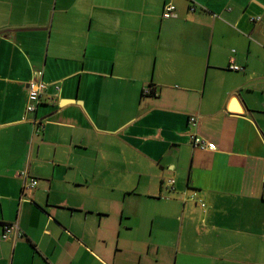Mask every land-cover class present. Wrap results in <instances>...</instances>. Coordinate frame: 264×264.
I'll return each instance as SVG.
<instances>
[{
	"label": "crops",
	"instance_id": "crops-1",
	"mask_svg": "<svg viewBox=\"0 0 264 264\" xmlns=\"http://www.w3.org/2000/svg\"><path fill=\"white\" fill-rule=\"evenodd\" d=\"M9 224L0 264H264V0H0Z\"/></svg>",
	"mask_w": 264,
	"mask_h": 264
},
{
	"label": "built area",
	"instance_id": "built-area-1",
	"mask_svg": "<svg viewBox=\"0 0 264 264\" xmlns=\"http://www.w3.org/2000/svg\"><path fill=\"white\" fill-rule=\"evenodd\" d=\"M175 11V6L172 4H167L163 8V13H162V18L168 19L173 16V13ZM261 18H254L251 19L252 22L255 21H260ZM228 69L230 71H241L242 68L234 65L233 60L230 61V64L228 66ZM46 84L43 82H37V81H31L27 84L26 87V104H25V111L26 113H33L37 110V107L40 104V97L42 92L45 90ZM152 91L150 87H146L143 89V95H151ZM189 126L195 127L196 126V118L195 117H190L189 118ZM190 143L193 147L201 149V150H210L213 151L215 150L214 145L208 144L205 142L203 139L197 137L195 134H190ZM22 176H25V173H21ZM29 187L34 188L37 184L36 180L31 179L29 182ZM167 189L169 190H174V181L172 179L167 181ZM191 198H194V196H191ZM201 207H205L203 203L200 201ZM12 236L20 237L21 233L19 232V228L17 224H9V225H4L2 233L0 234V240L2 241H7L10 239Z\"/></svg>",
	"mask_w": 264,
	"mask_h": 264
},
{
	"label": "trees",
	"instance_id": "trees-1",
	"mask_svg": "<svg viewBox=\"0 0 264 264\" xmlns=\"http://www.w3.org/2000/svg\"><path fill=\"white\" fill-rule=\"evenodd\" d=\"M38 108V107H37ZM36 112V111H35ZM34 113V112H33Z\"/></svg>",
	"mask_w": 264,
	"mask_h": 264
}]
</instances>
